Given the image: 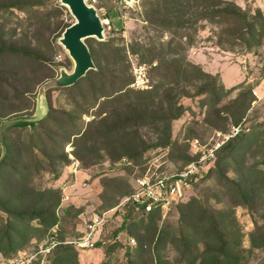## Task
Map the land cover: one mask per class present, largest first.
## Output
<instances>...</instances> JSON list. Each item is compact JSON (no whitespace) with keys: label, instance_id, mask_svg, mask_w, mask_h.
I'll return each instance as SVG.
<instances>
[{"label":"rangeland","instance_id":"rangeland-1","mask_svg":"<svg viewBox=\"0 0 264 264\" xmlns=\"http://www.w3.org/2000/svg\"><path fill=\"white\" fill-rule=\"evenodd\" d=\"M86 2L103 36L62 85L69 7L0 0V260L53 237L49 264H264V0ZM243 117L185 198L122 203L143 168H180Z\"/></svg>","mask_w":264,"mask_h":264},{"label":"built area","instance_id":"built-area-1","mask_svg":"<svg viewBox=\"0 0 264 264\" xmlns=\"http://www.w3.org/2000/svg\"><path fill=\"white\" fill-rule=\"evenodd\" d=\"M135 83L140 86L146 85L141 76L135 79ZM262 87L263 96L264 83ZM253 91L257 94V90L254 89ZM249 129V121L243 117L240 121L232 123L226 130H215L204 141L195 137L192 144L193 157L190 161L173 170L159 169L158 166H146L133 178L131 190L123 197L122 203L143 213L167 209L187 196L193 183L202 173L207 172L216 160L217 154L224 144ZM71 157L68 166L70 172L75 173L79 167V162L74 156L71 155ZM66 187L67 183L61 187L63 201L69 198V194L65 191ZM100 222V218L96 219L91 230H94ZM89 235L90 233L86 236L87 243L91 241ZM61 242V240L53 237L45 238L31 248H22L11 256L2 257L0 264H49L54 248Z\"/></svg>","mask_w":264,"mask_h":264},{"label":"water","instance_id":"water-1","mask_svg":"<svg viewBox=\"0 0 264 264\" xmlns=\"http://www.w3.org/2000/svg\"><path fill=\"white\" fill-rule=\"evenodd\" d=\"M60 1L69 7L75 17L74 22L65 27L60 37L64 47L74 60V67L68 73L62 72L57 81L62 85H70L94 66L90 50L84 38L87 36L102 37L103 25L96 8L88 4L86 0Z\"/></svg>","mask_w":264,"mask_h":264},{"label":"trees","instance_id":"trees-1","mask_svg":"<svg viewBox=\"0 0 264 264\" xmlns=\"http://www.w3.org/2000/svg\"><path fill=\"white\" fill-rule=\"evenodd\" d=\"M225 145V144H224ZM223 145V146H224ZM222 149V148H221ZM154 212H158V211H153V212H149V213H154ZM62 243V242H61ZM60 243V244H61ZM58 245V244H57ZM225 245H227V242H225V241H222V243H221V246L223 247V246H225Z\"/></svg>","mask_w":264,"mask_h":264},{"label":"crops","instance_id":"crops-1","mask_svg":"<svg viewBox=\"0 0 264 264\" xmlns=\"http://www.w3.org/2000/svg\"><path fill=\"white\" fill-rule=\"evenodd\" d=\"M221 74H223V76H224L225 72H222Z\"/></svg>","mask_w":264,"mask_h":264},{"label":"bare ground","instance_id":"bare-ground-1","mask_svg":"<svg viewBox=\"0 0 264 264\" xmlns=\"http://www.w3.org/2000/svg\"><path fill=\"white\" fill-rule=\"evenodd\" d=\"M102 21V20H101Z\"/></svg>","mask_w":264,"mask_h":264}]
</instances>
